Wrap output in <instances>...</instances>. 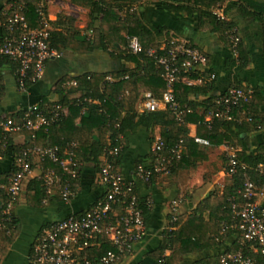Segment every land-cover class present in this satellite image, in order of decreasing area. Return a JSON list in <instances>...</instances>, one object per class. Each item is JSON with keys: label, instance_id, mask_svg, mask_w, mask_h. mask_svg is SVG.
I'll return each instance as SVG.
<instances>
[{"label": "built area", "instance_id": "obj_1", "mask_svg": "<svg viewBox=\"0 0 264 264\" xmlns=\"http://www.w3.org/2000/svg\"><path fill=\"white\" fill-rule=\"evenodd\" d=\"M49 0H44L36 13L37 26L32 27L23 8L13 4L8 9H14L11 15L6 14L4 36L0 41V60L8 58L18 64L16 78L19 89L27 92L28 84L36 85L45 75L50 62L62 57V53L52 47L51 34L53 27L49 14ZM48 12V10H47ZM221 20H226L223 12L216 11ZM233 30L232 33H237ZM232 51L238 58L239 35L231 39ZM128 49L134 55L146 54L153 59L157 68L162 69V79L166 83L163 94L146 92L140 102V113H155L170 110L179 122L186 113L183 111L175 95V85L182 81L187 86L207 85L217 80L215 73L209 72V59L200 49L192 46L186 40H166L159 48H145L137 37L128 38ZM194 75L196 77H194ZM127 78V77H126ZM107 81L113 82V77ZM77 86V82H67L64 88ZM2 88L0 86V98ZM252 89L232 87L216 98L218 107L214 113L206 117L205 122L211 129L214 120L234 121L235 112H239V122H252V117L246 107L252 103ZM91 103L93 100H86ZM85 101V102H86ZM83 115L86 110H82ZM70 116L69 106L55 104L41 109L34 106L17 117L2 115L0 129L5 137L0 141V159L7 147L6 136L24 132L33 133V144L18 155L8 188V201L3 209L0 220V233H11L9 226L13 223L14 211L23 193L25 183L32 173L34 158L43 164L46 161L57 166L62 175L55 170H47L39 180L42 181L47 193L59 189L64 203H70L74 197L69 181L63 177L77 179L80 164L77 162V144H71L67 157L61 156L58 146L42 147L36 144V134L48 131L53 126ZM7 134V135H6ZM195 143L202 148L211 147L209 140L193 137ZM185 144L181 139L169 148L162 139L157 137L151 147L150 163L141 164L136 168L135 179H127L119 170L116 158L121 148H110L105 153V162L100 171V182L105 193L89 210L79 215H71L63 221L46 228L33 247L30 264H124L132 257L136 247L147 235L145 207L139 198L136 180L146 185L152 184L157 178L170 176L173 170L182 162ZM226 175L233 177L240 168L245 169L238 159V150L226 145ZM260 177H264V161L255 169ZM258 198L264 199V182L259 185L245 176V183L236 195L228 199L232 219L231 229L240 234V241L224 251L216 264H258L257 258L264 260V207L258 203ZM181 202L175 200L171 204V221L174 225L180 218ZM225 227L222 233L227 230ZM104 244L111 249L101 257L94 259L91 253L99 250Z\"/></svg>", "mask_w": 264, "mask_h": 264}, {"label": "trees", "instance_id": "obj_2", "mask_svg": "<svg viewBox=\"0 0 264 264\" xmlns=\"http://www.w3.org/2000/svg\"><path fill=\"white\" fill-rule=\"evenodd\" d=\"M70 1L73 4L89 10L90 23L88 27L91 30V35L81 38L79 41L76 40L75 38L78 33L71 34L70 32V28L73 27V20L66 15H62L57 21L51 22L53 27L51 34L52 47L60 53L63 50H70L79 55H89L96 51H101L114 59H122L134 67L127 68L119 73L83 75L76 79H71L70 77L63 79L59 84L58 90V94L62 96L61 101L50 103L49 106L55 104L69 106L70 116L53 126L47 132H38L36 134L37 145L42 147L58 146L61 151V156L67 157L68 147L71 144L77 143L73 138L78 131L75 125V119L85 109L86 113L81 118L82 129L89 133L97 129H108L110 140L108 144H102L100 140L93 139L92 143L88 146L81 147L78 145V149L75 152L79 164L82 162H93L101 171L102 163L100 158L105 155L108 149L120 147L121 153L116 158V164L119 166L125 152L123 144L125 135L129 132L132 134L136 133L143 127L152 132L160 129L161 137L169 148L176 145L181 139L184 140L185 150L183 160L173 170V174L181 167L195 166L198 162L206 160L205 151H200V146L190 137L189 124L197 125V136L209 140L211 143V147L209 148H218L225 144L236 148L237 144L239 145L241 143L243 134L247 130L258 126V109L255 101H252L246 107L247 112L252 117V122H239V112H235L236 120L229 122L225 120H214L211 129L207 126L205 122L206 117L214 113L218 108L215 103L217 98L215 94L217 81L207 85L196 86H187L182 81H179L175 85V95L181 110H191V113H186L183 116L182 122H179L170 110L155 113H140L138 106L140 105L143 94L149 91L156 94H163L166 91V83L162 79V69L157 68L153 59L149 58L146 54L134 55L129 51L128 38H139L145 48L157 49L163 44L166 40L164 30L154 29L144 22L141 17V13L145 8L154 2H159L174 14H186L188 17L198 16L201 28H205L222 36L229 48L232 49V37L240 36V34L239 31L232 33L233 30H237V24L230 19V16L235 13L243 19L251 20L261 27L264 35V0ZM42 2L43 0H13L11 4L22 7L23 14L27 17L31 26L35 27L38 21L36 10ZM220 8H224L223 14L226 20H221L215 14L216 10ZM13 10L12 8L6 10L3 18L4 23L7 19L6 14L11 15ZM47 10L48 7H45L46 13H48ZM123 17H125V21L121 22ZM191 44L196 47L192 42ZM238 53V61L240 64L242 66L247 65V52L242 38L238 46ZM7 64L13 67L16 75L18 64L8 58L0 60V68ZM209 72L212 71L209 69ZM109 75L115 81H107ZM194 77L196 76L194 75ZM71 81H76L77 86L74 88H64V84ZM0 86L3 92L1 80ZM30 86H33V84H28V88ZM255 95L256 92H254ZM90 99L94 102L89 103L86 101ZM40 108L44 109L46 106H41ZM24 133L27 135L26 142L25 146L20 149H15L14 147V138L18 134H6L7 147L3 155L14 151L15 160L14 170L11 175L0 177V220L3 217L4 206L8 201L7 188L9 180L15 171L16 159L18 155L30 148L33 144V133ZM4 137L5 134L0 129V141ZM238 159L245 166V169L240 168L238 173L231 177V184L225 189V193L221 198L211 196V202L208 203L211 208V221L215 223L216 227L214 231L217 235L215 240L218 239V241L213 242L218 247H221L223 242L231 237H235V241H240V234L230 228L232 226V217L228 199L242 189L245 183V176L259 185L264 182V177H260L255 170L264 161V153L248 155L242 151L238 153ZM44 164L62 175V171L51 162L46 161ZM225 167H227V160H225ZM81 172L82 165L79 168V176L77 179L62 176L64 182H70L74 194ZM4 184L6 186L2 188ZM32 185L35 191L38 192V198L41 201L45 197V193H47L46 188L43 186L41 180L33 182ZM144 207L145 213L147 214L148 208L147 206ZM201 210V208L198 209L186 221L180 217L174 225L169 223V229L165 234L166 240L164 241V245L145 264H177L182 254L194 253L202 249L198 248L197 245L209 241H201L199 239L200 236L196 232L189 230L192 225L191 223L201 221L197 217V214H200ZM171 219L170 217V221ZM15 222L16 220L13 218V223L9 228L12 229ZM225 227H228V229L222 233ZM219 233H222L221 236H219ZM233 247L236 248L235 245ZM110 249L111 247L108 244H104L101 249L94 250L91 253V257L97 259ZM167 250L172 252L169 258L164 256ZM257 262L258 264H264V260L259 258H257Z\"/></svg>", "mask_w": 264, "mask_h": 264}, {"label": "crops", "instance_id": "obj_3", "mask_svg": "<svg viewBox=\"0 0 264 264\" xmlns=\"http://www.w3.org/2000/svg\"><path fill=\"white\" fill-rule=\"evenodd\" d=\"M12 1L0 0V41L4 36V14ZM52 1L49 0L48 5V14L52 22L66 15L73 20L70 32L78 33L76 40L79 41L91 35L88 27L90 23L88 9L86 17L83 16L84 22L79 23V19L74 14L78 15V12L84 11V8L70 1V15H67L62 9H57L58 5H54ZM71 10L78 12L73 13ZM216 11L223 12L224 8ZM141 17L154 29H163L166 40L192 42L208 56L209 69L217 76L215 90L217 96L224 94L232 87L252 89L256 92L253 101L258 109L259 124L256 128L247 130L242 136L241 143L237 144V149L233 148L238 152L244 151L248 155L264 153V35L261 27L251 20L243 19L238 14L233 13L230 16V19L237 24V30L247 52L248 64L242 66L222 36L200 27L198 16L174 14L159 2H154L143 10ZM124 21L125 17L121 22ZM130 67L134 66L122 59H114L101 51L79 55L74 51L63 50L61 58L48 64L42 80L30 86L27 92H22L13 67L10 64L4 65L0 68V80L3 87L0 98V118L2 115L17 117L31 107H47L50 103L60 102L62 96L58 94L59 84L66 77L76 79L83 75L119 73ZM74 87L76 86H70V88ZM138 110L140 112V105ZM82 116L81 112V115L75 119L78 129L73 137L77 142L75 144L81 147L88 146L93 139L100 140L102 144H108L110 140L108 129H97L89 133L82 129ZM188 128L191 138L197 136L196 124H189ZM26 136L25 133L15 136V149L25 146ZM160 136V129L152 132L143 127L136 133L129 132L125 135L123 143L125 152L118 167L127 179H135V171L139 164L150 163L151 147L155 139ZM226 145L209 149L200 147V151H205L206 160L198 162L195 166L181 167L170 176L157 178L150 185L136 180L139 198L142 204L149 206L146 214L147 235L136 247L133 256L124 264H145L164 245L165 234L169 229L171 204L175 200L181 202L179 213L184 221L193 216L198 209H202L201 213L197 214L201 221L191 223L189 230L196 232L201 241H209L197 245L198 248H202L199 251L182 254L177 264H215L223 251L232 246L235 237L224 241L221 247L213 242L218 239L215 240L216 227L211 221V208L208 205L211 202V196L221 198L225 189L231 184L230 177L226 175ZM13 153L14 151H10L0 159L1 178L10 176L14 170L15 155ZM100 161L103 165L105 155L100 158ZM81 165V176L70 203H64L61 200L59 189H54L50 194L45 193V197L40 201L32 183L38 181L47 170L52 168L34 158L32 173L26 180L23 193L14 211L15 225L9 235L0 233V264H30L33 247L46 228L71 215L84 213L102 198L105 189L100 182V169L93 162H82ZM5 186L4 184L2 188ZM258 203L264 207L263 198H258ZM221 234L219 233V236ZM171 255L170 250L164 254L166 258Z\"/></svg>", "mask_w": 264, "mask_h": 264}, {"label": "rangeland", "instance_id": "obj_4", "mask_svg": "<svg viewBox=\"0 0 264 264\" xmlns=\"http://www.w3.org/2000/svg\"><path fill=\"white\" fill-rule=\"evenodd\" d=\"M52 2H54V5L55 4L58 5L56 7L57 9H62L63 11H65L64 12L65 14H67V15L69 14L70 15V0H53ZM54 5H52V6H54ZM86 10L87 9L84 8V11L80 10V12H78L77 10H71V11L73 13H77L78 12V15L77 14H74V15L77 17V19H79V23H82V22H84L83 21V19H84L83 16H85L87 14V11H88V10L87 11Z\"/></svg>", "mask_w": 264, "mask_h": 264}]
</instances>
